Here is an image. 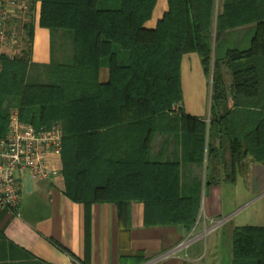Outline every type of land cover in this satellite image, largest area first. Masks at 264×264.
<instances>
[{
    "label": "trees",
    "instance_id": "16d2710c",
    "mask_svg": "<svg viewBox=\"0 0 264 264\" xmlns=\"http://www.w3.org/2000/svg\"><path fill=\"white\" fill-rule=\"evenodd\" d=\"M38 1L50 62L31 63V46L3 61L0 138L10 110L36 128L60 123L64 193L86 217L93 204H115L121 215L139 202L147 227L190 232L203 189L234 183L247 159L264 165V0H167L153 30L144 23L156 0ZM26 35L31 42L33 25ZM114 46L127 53L126 64ZM189 53L210 78L208 122L180 105ZM103 59L109 80L100 84ZM154 134L179 136V161L148 160ZM231 257L264 264V227L233 228Z\"/></svg>",
    "mask_w": 264,
    "mask_h": 264
},
{
    "label": "crops",
    "instance_id": "0c3cea01",
    "mask_svg": "<svg viewBox=\"0 0 264 264\" xmlns=\"http://www.w3.org/2000/svg\"><path fill=\"white\" fill-rule=\"evenodd\" d=\"M38 6L40 10V3ZM167 9V0H156L144 28L153 30ZM39 10L33 23L30 62L47 65L50 35L38 25ZM113 51L120 64L127 63L125 51L116 46ZM108 80V60L103 59L98 81L105 84ZM224 82L228 87L225 70ZM197 117L209 120V116ZM179 158L177 134L151 136L148 160L176 162ZM51 164L58 170L56 177L19 179L21 198L16 212L0 207V264H231V254L216 237L222 226L239 218L241 223L232 229L264 227V165L249 159L234 183L221 182L202 190V207L190 232L179 227H147L139 202L130 203L121 215L115 204H93L86 217L84 205L65 196L61 158L52 157ZM241 195L251 198L237 202ZM137 256H141L140 262Z\"/></svg>",
    "mask_w": 264,
    "mask_h": 264
},
{
    "label": "built area",
    "instance_id": "2783aa9c",
    "mask_svg": "<svg viewBox=\"0 0 264 264\" xmlns=\"http://www.w3.org/2000/svg\"><path fill=\"white\" fill-rule=\"evenodd\" d=\"M37 0H0V73L3 61L25 57L32 41L26 25L38 16ZM63 132L60 123L36 128L9 111L6 134L0 138V207L16 212L20 204L19 179L47 181L58 175L51 164L60 157Z\"/></svg>",
    "mask_w": 264,
    "mask_h": 264
},
{
    "label": "rangeland",
    "instance_id": "374dc122",
    "mask_svg": "<svg viewBox=\"0 0 264 264\" xmlns=\"http://www.w3.org/2000/svg\"><path fill=\"white\" fill-rule=\"evenodd\" d=\"M181 87H182V102L181 107L186 114H193L200 117L209 116L210 109V78L203 71L200 56L197 53H189L183 56L181 67ZM177 106H174L176 108ZM11 111V110H10ZM241 185L242 183L239 182ZM251 196H238L237 202L250 199ZM201 197V205L202 207ZM231 209V208H230ZM228 209V210H230ZM224 217L218 221L223 220ZM238 219L233 223H226L218 231L216 237L227 254H231V230L233 225L240 224Z\"/></svg>",
    "mask_w": 264,
    "mask_h": 264
}]
</instances>
